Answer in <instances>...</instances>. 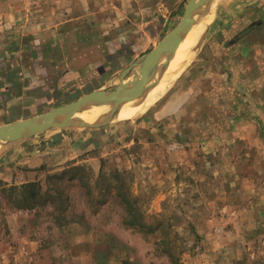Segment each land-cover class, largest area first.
<instances>
[{"label":"rangeland","instance_id":"1","mask_svg":"<svg viewBox=\"0 0 264 264\" xmlns=\"http://www.w3.org/2000/svg\"><path fill=\"white\" fill-rule=\"evenodd\" d=\"M234 7L231 18L244 10ZM211 17L192 60L144 113L69 127L95 133L93 151L36 180L41 202L31 199V208L10 190L25 183L4 175L21 167L11 162L19 146L34 152L43 133L61 128L2 145L0 240L21 248L19 264H252L264 257L255 248L260 237L264 244V220H256L264 210V108L254 102L264 97V12L256 28L248 29L250 19L233 20L210 42ZM174 26L98 89L133 80L139 60ZM87 93L63 90L66 98L21 119ZM126 201L132 225L124 222Z\"/></svg>","mask_w":264,"mask_h":264},{"label":"crops","instance_id":"2","mask_svg":"<svg viewBox=\"0 0 264 264\" xmlns=\"http://www.w3.org/2000/svg\"><path fill=\"white\" fill-rule=\"evenodd\" d=\"M188 2L0 0V125L35 115L33 112L50 105L54 98H66L58 95L63 90L70 89L71 94L97 90L102 79L107 77L108 81L115 76L124 62L157 43L165 29L176 26ZM231 7L244 10L231 18ZM260 12H264V0H224L210 14V42L229 30L233 20L250 19L248 29L256 28ZM23 28L27 32L21 31ZM262 84L264 88V81ZM254 102L264 108V97L257 96ZM252 119H259V113ZM89 132L66 127L43 133L41 148L34 152L19 146L11 162L21 167H13L10 175L4 176L15 175L22 183L35 182L72 161L77 163L93 151L96 136ZM29 140L31 146L34 140ZM261 208L257 209L256 220H264ZM261 241L262 237L258 238L255 248L264 252ZM47 251L49 248L44 246L43 254ZM20 254L19 246L0 240V264H19L23 260ZM29 260V264H37ZM252 264H264V257Z\"/></svg>","mask_w":264,"mask_h":264},{"label":"water","instance_id":"3","mask_svg":"<svg viewBox=\"0 0 264 264\" xmlns=\"http://www.w3.org/2000/svg\"><path fill=\"white\" fill-rule=\"evenodd\" d=\"M213 1L189 0L181 20L174 29L151 52L139 60L140 70L132 81L124 83V80H122L119 87L113 91L94 90L76 101L54 108L46 113L0 126V141L8 144L25 140L52 128L97 126L103 121H113L112 119L115 116H112L111 119L106 118L94 123H87L78 120L75 115L83 109H88L99 103L121 100V104H124L129 101V98L138 93L148 83L149 79L156 74L158 69H162L167 64L171 55L180 45L183 35L195 24L196 13L201 8L211 5Z\"/></svg>","mask_w":264,"mask_h":264},{"label":"bare ground","instance_id":"4","mask_svg":"<svg viewBox=\"0 0 264 264\" xmlns=\"http://www.w3.org/2000/svg\"><path fill=\"white\" fill-rule=\"evenodd\" d=\"M214 4L215 0L211 5L201 8L196 13L195 24L183 35L180 45L171 55L167 64L162 69H158L156 74L149 79L148 83L138 93L129 98V101L124 104H121V100H119L120 102L115 100L99 103L88 109H83L75 117L87 123H94L106 118L111 119L112 116H115L112 120L119 121L121 119L137 117L149 109L161 98L187 63L192 60L203 37V26L210 18V14L214 11ZM2 145H6V142L0 141V149Z\"/></svg>","mask_w":264,"mask_h":264},{"label":"trees","instance_id":"5","mask_svg":"<svg viewBox=\"0 0 264 264\" xmlns=\"http://www.w3.org/2000/svg\"><path fill=\"white\" fill-rule=\"evenodd\" d=\"M38 187L40 188V185L37 182H28V183H25L19 186V188L13 187L10 190L11 191H15L16 189L19 190L21 194V199L25 200V205H22V206L24 208H31L32 205L29 203L31 199H34V200L37 199L34 201L36 203L41 202L39 200V195H41V193L39 192V190H36ZM13 196H15V193L10 194V197H13ZM22 206H19V207L22 208ZM125 208L127 211V218L124 220V222L125 223L127 222L128 225H132L135 223L134 222L135 219L132 216L133 214L132 206H130V203L128 201L125 202ZM139 224H140V221H139Z\"/></svg>","mask_w":264,"mask_h":264}]
</instances>
